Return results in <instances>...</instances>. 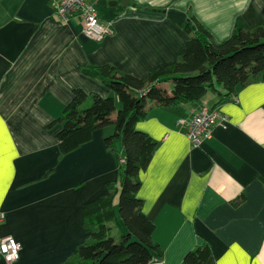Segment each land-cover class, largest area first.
<instances>
[{
  "label": "crops",
  "instance_id": "crops-1",
  "mask_svg": "<svg viewBox=\"0 0 264 264\" xmlns=\"http://www.w3.org/2000/svg\"><path fill=\"white\" fill-rule=\"evenodd\" d=\"M94 6L113 28L100 42L83 34L79 16L56 15L49 0H0V237L20 244L19 258L0 264L66 263L89 240L83 204L119 186L122 146L104 144L112 126L65 154L59 124L49 126L75 89L117 100L97 67L144 77L172 65L191 17L216 42L235 28L264 24V0H95ZM220 96L208 92L162 107L149 101L136 124L156 141L137 194L162 250L153 262L183 264L189 250L205 243L211 251L205 264H264V82L239 86L234 99L219 102ZM202 105L226 121L194 146L179 120ZM115 219L113 231L123 230Z\"/></svg>",
  "mask_w": 264,
  "mask_h": 264
},
{
  "label": "trees",
  "instance_id": "trees-1",
  "mask_svg": "<svg viewBox=\"0 0 264 264\" xmlns=\"http://www.w3.org/2000/svg\"><path fill=\"white\" fill-rule=\"evenodd\" d=\"M184 29L188 38L172 65L144 77L122 73L110 64L96 68L102 83L116 96L118 108L112 95L75 89L61 115L49 123L59 124L56 137L61 154L107 126L113 130L104 137L105 146L113 149L118 141L123 149L118 156L119 186L83 204L84 230L89 240L79 245L64 264H151L155 256L161 257L162 250L152 239L155 226L144 214L142 199L137 195L141 184L138 175L148 166L156 146L150 135L136 127L151 108L149 101L159 107L172 106L214 92L221 95L220 102L234 99L239 86L264 82V24L235 28L220 42L192 17ZM87 97L89 103L83 106ZM117 214L124 228L114 234L111 222ZM210 253L207 244L196 246L184 255L183 264H205Z\"/></svg>",
  "mask_w": 264,
  "mask_h": 264
},
{
  "label": "built area",
  "instance_id": "built-area-1",
  "mask_svg": "<svg viewBox=\"0 0 264 264\" xmlns=\"http://www.w3.org/2000/svg\"><path fill=\"white\" fill-rule=\"evenodd\" d=\"M53 11L61 19L76 15L82 20L83 34L97 42L113 33L110 22L97 15L95 0H49ZM226 121V116L215 108L202 105L190 118L179 120L186 137L194 146H199L203 140L211 137L216 124ZM5 214L0 211V223ZM20 256V244L12 236L0 237V258L7 263L16 261Z\"/></svg>",
  "mask_w": 264,
  "mask_h": 264
},
{
  "label": "rangeland",
  "instance_id": "rangeland-1",
  "mask_svg": "<svg viewBox=\"0 0 264 264\" xmlns=\"http://www.w3.org/2000/svg\"><path fill=\"white\" fill-rule=\"evenodd\" d=\"M88 103H89V100H88V102H86L83 106H87L88 105ZM116 106H117V108L119 107V103H118V100H116ZM120 223H122V221H121V219H120V217H119V215L117 214L116 215V219H115V224H116V226H121V224ZM114 234L115 233H117L118 232V230L117 229H115L114 231Z\"/></svg>",
  "mask_w": 264,
  "mask_h": 264
},
{
  "label": "water",
  "instance_id": "water-1",
  "mask_svg": "<svg viewBox=\"0 0 264 264\" xmlns=\"http://www.w3.org/2000/svg\"><path fill=\"white\" fill-rule=\"evenodd\" d=\"M115 4V3H114ZM151 264H161V263H159V262H152Z\"/></svg>",
  "mask_w": 264,
  "mask_h": 264
}]
</instances>
